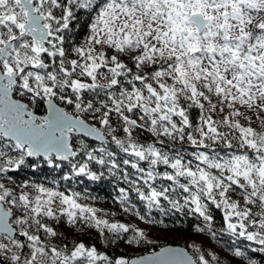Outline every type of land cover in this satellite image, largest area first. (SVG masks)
I'll list each match as a JSON object with an SVG mask.
<instances>
[{"label":"snow or ice","instance_id":"1","mask_svg":"<svg viewBox=\"0 0 264 264\" xmlns=\"http://www.w3.org/2000/svg\"><path fill=\"white\" fill-rule=\"evenodd\" d=\"M25 169L57 175L22 179ZM105 173L127 185L123 214L145 225L192 217L220 250L158 246L71 187ZM91 231L105 250L82 238ZM121 242L138 254L107 251ZM257 256L264 0H0V264Z\"/></svg>","mask_w":264,"mask_h":264},{"label":"trees","instance_id":"2","mask_svg":"<svg viewBox=\"0 0 264 264\" xmlns=\"http://www.w3.org/2000/svg\"><path fill=\"white\" fill-rule=\"evenodd\" d=\"M45 172H47V170H45ZM19 175L22 179H39L41 182H47V180H51L52 176L57 174H49L47 177L42 174L33 176L30 170L25 169ZM71 187L74 191L82 193V199L86 198L83 199V202L88 203L98 209L110 208L111 210L121 212L120 206L116 202V197L119 195V187H127V185L121 183L118 177H113L105 173L104 177L98 181H90L86 177L77 178L72 182ZM157 219L163 220L162 224L164 227L170 229L175 234L173 235L174 238L172 239L162 237L158 242H155V244L158 246L173 244L186 247L188 244L195 243L205 248L220 250L215 241H211L206 236L194 232L193 225L198 223V221L194 220L192 217L185 218L180 216H159L157 214ZM221 222V215L217 213V226H219ZM82 238L86 241L95 243L101 250H105L103 244L100 243V240L95 232H88L86 235H82ZM107 251L115 254L127 252L128 255H134L124 247V243L122 242L117 247L113 249H107ZM257 259L261 261V264H264V259H261L259 256H257Z\"/></svg>","mask_w":264,"mask_h":264},{"label":"rangeland","instance_id":"3","mask_svg":"<svg viewBox=\"0 0 264 264\" xmlns=\"http://www.w3.org/2000/svg\"><path fill=\"white\" fill-rule=\"evenodd\" d=\"M103 210L111 213V212H115L116 216L115 217H110V219H116V220H121L124 222H127L129 220H132L134 223L139 224V226L141 228H143L145 231H147L150 235V238L155 242H158L162 237L165 238H169L172 239L174 238L173 235H175L170 229L164 227L163 224H155V225H145L142 222L136 221L134 218L129 217L125 214H123L122 212H118V211H114L111 210L110 208H104ZM91 232H95V231H91ZM123 243V242H122ZM124 247L127 248L131 254H138V252L136 250H133L132 248H129L126 244H124ZM219 251V250H217ZM221 255H225V253L221 252Z\"/></svg>","mask_w":264,"mask_h":264},{"label":"water","instance_id":"4","mask_svg":"<svg viewBox=\"0 0 264 264\" xmlns=\"http://www.w3.org/2000/svg\"><path fill=\"white\" fill-rule=\"evenodd\" d=\"M164 246L183 247V246H181V245H173V244H166V245H164ZM157 250H158V249H157Z\"/></svg>","mask_w":264,"mask_h":264}]
</instances>
